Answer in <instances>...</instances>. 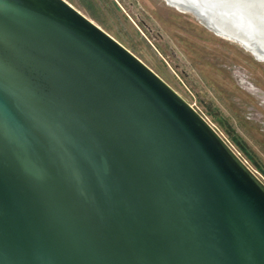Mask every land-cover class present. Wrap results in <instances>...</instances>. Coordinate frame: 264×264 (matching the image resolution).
Wrapping results in <instances>:
<instances>
[{"label": "water", "instance_id": "obj_1", "mask_svg": "<svg viewBox=\"0 0 264 264\" xmlns=\"http://www.w3.org/2000/svg\"><path fill=\"white\" fill-rule=\"evenodd\" d=\"M264 62V0H163ZM0 264H264V182L66 0H0Z\"/></svg>", "mask_w": 264, "mask_h": 264}, {"label": "rangeland", "instance_id": "obj_2", "mask_svg": "<svg viewBox=\"0 0 264 264\" xmlns=\"http://www.w3.org/2000/svg\"><path fill=\"white\" fill-rule=\"evenodd\" d=\"M188 102L264 182V62L163 0H66Z\"/></svg>", "mask_w": 264, "mask_h": 264}, {"label": "bare ground", "instance_id": "obj_3", "mask_svg": "<svg viewBox=\"0 0 264 264\" xmlns=\"http://www.w3.org/2000/svg\"><path fill=\"white\" fill-rule=\"evenodd\" d=\"M173 1H176V0H173Z\"/></svg>", "mask_w": 264, "mask_h": 264}]
</instances>
